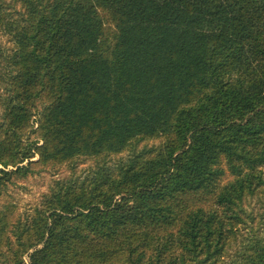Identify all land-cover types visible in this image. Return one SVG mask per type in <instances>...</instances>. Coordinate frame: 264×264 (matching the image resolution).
<instances>
[{
    "label": "trees",
    "instance_id": "trees-1",
    "mask_svg": "<svg viewBox=\"0 0 264 264\" xmlns=\"http://www.w3.org/2000/svg\"><path fill=\"white\" fill-rule=\"evenodd\" d=\"M21 2L0 18L14 42L0 95V194L3 178L32 171L20 165L31 149L22 130L38 103L41 162L125 155L81 181L56 180L29 222L4 214L0 264H20L44 234L30 264H112L106 242L126 251L122 264H223L235 242L230 264H264V219L253 226L243 206L264 193V0ZM100 11L114 22L112 44ZM148 134L166 139L138 148ZM196 191L212 207L177 214L180 195ZM92 228L108 231L104 243ZM137 238L152 241L146 261Z\"/></svg>",
    "mask_w": 264,
    "mask_h": 264
},
{
    "label": "rangeland",
    "instance_id": "rangeland-1",
    "mask_svg": "<svg viewBox=\"0 0 264 264\" xmlns=\"http://www.w3.org/2000/svg\"><path fill=\"white\" fill-rule=\"evenodd\" d=\"M24 8L22 6L21 0H0V18L1 16H8V13H11L12 17H16V12L23 11ZM3 14V15H2ZM102 22L104 25L105 34L108 37V43L112 44L113 42V33L115 31L114 22L111 17L105 13L104 11H100ZM110 41V42H109ZM12 48H14V42L11 39L10 34L4 29L2 25V21H0V95L4 96L7 88V71H9V64L7 60V56L12 52ZM41 105L38 103L37 110L33 111V115L31 117L30 124L28 128L22 130L24 136L29 137V143H31L30 157L26 159L20 165H27L31 172L26 173H15L11 174L10 177L3 178V183L1 184V194H0V219L4 216V214L8 215V223L11 222L13 216H19L21 221L26 220L27 222L31 221L32 217L35 216V208H41L45 205L43 203L42 196L46 193H49L50 188L54 187L56 180H65L67 178H76L77 181H81L87 174H90L91 170H95L98 163H102L104 160L108 162V164H113V162L120 156H124V151H115L111 150L103 160L102 155H88V156H79L72 160H64L60 161L58 159H47V162H41L40 156L35 149V146H41L44 143V137L42 136L40 128V108ZM3 107L0 102V121L2 115ZM166 137L161 134H148L143 136L142 139L137 143L138 148L142 146L151 147V146H160L164 143ZM74 160V161H73ZM31 162L29 164L28 162ZM0 168H3L0 165ZM14 169L12 165H9L7 170ZM264 170V169H263ZM104 176V175H103ZM102 176V179H103ZM232 176L226 172L224 177L221 180V184L231 180ZM100 179V177H99ZM101 179V180H102ZM106 188L102 189L101 195ZM121 195L115 196V200H119L118 198ZM97 198H95L96 200ZM178 205L175 207V212L178 210L182 211L183 208H188V210L194 209L196 207H203L205 209H209L212 207L213 202L211 195L209 193H204L202 191L196 192H188L185 194H181L180 198L177 200ZM246 211L252 213L255 220L251 224L253 226L259 225L264 219V193L259 192L248 197L243 204ZM48 215V213H46ZM178 214V213H177ZM176 218L178 216L174 215ZM108 226V223H105V227ZM247 225L240 228V234L237 238L239 240L242 235L247 233ZM175 230V228L170 227ZM101 231V232H100ZM107 232L103 230L96 229H87L86 234L90 238H98L94 240H98L103 242L102 239L107 237ZM136 235V234H135ZM134 235V236H135ZM47 234H44L43 239L34 247L25 248L21 252V262L20 264H30L31 254L34 252L35 248L42 247V243L44 238H46ZM106 241V240H105ZM138 249L137 252L140 251L146 252L143 260L146 261L147 256L152 253L151 246L152 241L148 245L144 246L143 241L139 238L135 239L132 242ZM105 245L110 247L112 253V264H122V262L126 258V251H118L115 244L110 245V242H106ZM237 242L232 244L230 247V253L225 257V262L223 264H230V260L232 257V253L236 248ZM175 250H173L174 252ZM96 253V252H94ZM85 264H105V262L101 261L98 255H94L92 257L89 256L87 263Z\"/></svg>",
    "mask_w": 264,
    "mask_h": 264
}]
</instances>
